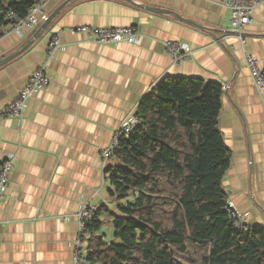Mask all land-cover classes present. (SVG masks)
I'll use <instances>...</instances> for the list:
<instances>
[{
    "label": "crops",
    "instance_id": "1",
    "mask_svg": "<svg viewBox=\"0 0 264 264\" xmlns=\"http://www.w3.org/2000/svg\"><path fill=\"white\" fill-rule=\"evenodd\" d=\"M64 1L47 0L48 14ZM251 16L245 49L264 68V0ZM83 24L135 25L140 35L135 43L99 44L70 30ZM38 29L20 34L0 23V60L16 54L0 66V109L43 62L52 78L28 100L22 120L0 115V161L12 156L0 202V264H71L75 214L84 201L102 206L104 232L105 216L115 212L104 180L113 158L104 162L100 152L114 127L165 76L221 83L219 129L231 151L223 187L248 224L264 227V94L254 86L220 0H68L35 36ZM52 34L61 47L47 59ZM168 39L186 43L189 57L174 62L164 51Z\"/></svg>",
    "mask_w": 264,
    "mask_h": 264
},
{
    "label": "trees",
    "instance_id": "2",
    "mask_svg": "<svg viewBox=\"0 0 264 264\" xmlns=\"http://www.w3.org/2000/svg\"><path fill=\"white\" fill-rule=\"evenodd\" d=\"M35 2L0 0V23L7 9L24 16ZM223 93L216 81L165 76L141 98L139 125L104 171L111 237L100 231L102 206L87 225L90 264H264V227L237 229L224 209Z\"/></svg>",
    "mask_w": 264,
    "mask_h": 264
},
{
    "label": "built area",
    "instance_id": "3",
    "mask_svg": "<svg viewBox=\"0 0 264 264\" xmlns=\"http://www.w3.org/2000/svg\"><path fill=\"white\" fill-rule=\"evenodd\" d=\"M262 0H220L229 10V28L235 34L244 52V64L253 79L257 91L264 94V68L260 61L253 55L246 52L245 28L252 21V9L260 4ZM47 0H36L24 16H20L12 9H7L4 13V20L11 24V29L22 34L25 30L39 27L47 20L49 14L46 10ZM71 31L83 33L87 40L99 44H112L118 42L135 43L139 38V31L135 25L127 26H93L83 24L70 28ZM164 51L174 62L187 59L190 55V47L181 40L168 39L164 41ZM61 42L58 34H52L45 49V58H52L54 52L60 49ZM52 78L45 62L33 70L27 78L23 88L19 90L17 97L5 104L0 109L1 116H15L22 120L29 99L33 98L37 92L45 89L51 83ZM139 118L133 113H129L126 118L121 120L113 129L111 140L108 146L100 152L102 160L105 162L113 156L119 147L120 140L139 125ZM12 168V156H7L0 161V202L8 189V178ZM99 204L84 201L80 203L75 214L77 229L70 244L71 264H90L88 251L86 249L87 225L98 211ZM225 211L237 229L245 232L253 226L247 223V213L241 212L233 206L227 199Z\"/></svg>",
    "mask_w": 264,
    "mask_h": 264
},
{
    "label": "water",
    "instance_id": "4",
    "mask_svg": "<svg viewBox=\"0 0 264 264\" xmlns=\"http://www.w3.org/2000/svg\"><path fill=\"white\" fill-rule=\"evenodd\" d=\"M68 0L64 1L62 4H60L53 12H51L47 18L46 21H44L40 26L39 29L36 31L35 36L39 33L42 32L44 30H46L47 26L49 25V23L52 21V19L57 15V13L64 7V5L66 4ZM146 9L148 10H152V11H157L159 9H155V8H151L149 6H145ZM168 11V10H167ZM178 17V15H176ZM181 20L186 21L187 23L194 25V26H199L200 25L196 24L195 22L189 21V20H185L183 17H178ZM16 54H12L10 56H7L5 58H3L2 60H0V66L5 64L6 62H8L9 60L13 59L15 57Z\"/></svg>",
    "mask_w": 264,
    "mask_h": 264
},
{
    "label": "rangeland",
    "instance_id": "5",
    "mask_svg": "<svg viewBox=\"0 0 264 264\" xmlns=\"http://www.w3.org/2000/svg\"><path fill=\"white\" fill-rule=\"evenodd\" d=\"M105 217H106V220H105L106 222L103 223L102 227H103L104 232L106 233V236L110 238L112 234L111 218L107 215Z\"/></svg>",
    "mask_w": 264,
    "mask_h": 264
}]
</instances>
